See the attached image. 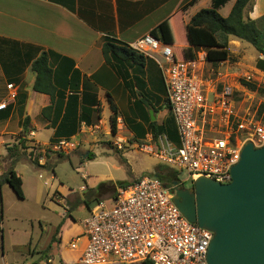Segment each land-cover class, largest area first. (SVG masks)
<instances>
[{
    "label": "crops",
    "instance_id": "0c3cea01",
    "mask_svg": "<svg viewBox=\"0 0 264 264\" xmlns=\"http://www.w3.org/2000/svg\"><path fill=\"white\" fill-rule=\"evenodd\" d=\"M212 1L0 0V105L6 104L0 110V176L12 168L21 179L23 191L24 178L15 170L16 165L28 162L45 170L44 164L56 162L55 154L47 158L45 151L53 152L49 148L63 140L81 146L113 133L122 144L145 140L155 149L157 138L167 131L171 119L158 66L149 59H143L141 67L127 61L118 67L107 65L102 45L114 40L128 46L165 21L176 19L180 39L170 47L182 51L188 47L185 25L199 10L210 8ZM234 1L229 0L218 13L227 17ZM243 16L249 20L263 18L264 0H253ZM231 40L236 39L229 37ZM42 53L47 54L52 72L53 101L33 90L35 75L30 66ZM8 85L16 94L13 101ZM47 107L51 110L42 115ZM25 118L29 119L27 149L19 151L11 167L7 148L18 146ZM77 253L80 255V249Z\"/></svg>",
    "mask_w": 264,
    "mask_h": 264
},
{
    "label": "built area",
    "instance_id": "2783aa9c",
    "mask_svg": "<svg viewBox=\"0 0 264 264\" xmlns=\"http://www.w3.org/2000/svg\"><path fill=\"white\" fill-rule=\"evenodd\" d=\"M127 47L158 66L179 138L177 148L158 137L154 150L142 146L141 151L185 171L191 183L203 177L228 184L244 145L264 146V109L259 116L239 113L232 89L217 90L218 74L206 66L203 51L194 61H176L172 48L150 34ZM7 88L13 101V86ZM114 144L119 148L122 141ZM68 145L59 141L52 150ZM172 197L158 179L144 176L98 202L80 235L67 244L70 252L81 251L76 264H207L212 233L186 220Z\"/></svg>",
    "mask_w": 264,
    "mask_h": 264
},
{
    "label": "rangeland",
    "instance_id": "374dc122",
    "mask_svg": "<svg viewBox=\"0 0 264 264\" xmlns=\"http://www.w3.org/2000/svg\"><path fill=\"white\" fill-rule=\"evenodd\" d=\"M228 50L230 61L216 67L209 65L213 73L218 74L217 90L223 87L232 89L236 110L257 115L261 105L264 109V71L257 68L258 61L264 57L242 41L231 40ZM177 58L183 59L180 52ZM161 81L164 86L162 77ZM244 82L255 85V89L249 90ZM165 105L168 107L166 101ZM170 118L167 131L160 137H165L177 148L176 124L172 114ZM111 134H102L92 144L80 146L68 142L69 145L60 150L49 148L53 152L45 151L44 155L49 158L55 154L56 162L51 160L44 164L42 168L45 170L28 162L16 165L15 170L24 178L22 200L2 182L8 171L5 169L0 176V264H76L78 251L70 252L67 244L80 235L89 210L98 202L108 201L116 195L118 182L132 183L155 173L158 167H165L177 174L178 183L186 187L192 185L185 171L169 167L149 152L140 151L142 146L154 150L151 143L145 140L125 142L118 148L114 144L118 136ZM111 139L113 141L108 144ZM38 175L42 178L39 179ZM107 181L113 184L105 185L98 193L101 184Z\"/></svg>",
    "mask_w": 264,
    "mask_h": 264
},
{
    "label": "water",
    "instance_id": "95a60500",
    "mask_svg": "<svg viewBox=\"0 0 264 264\" xmlns=\"http://www.w3.org/2000/svg\"><path fill=\"white\" fill-rule=\"evenodd\" d=\"M231 181L198 178L191 189L164 185L173 204L190 223L212 233L207 264H264V146L246 143Z\"/></svg>",
    "mask_w": 264,
    "mask_h": 264
},
{
    "label": "trees",
    "instance_id": "16d2710c",
    "mask_svg": "<svg viewBox=\"0 0 264 264\" xmlns=\"http://www.w3.org/2000/svg\"><path fill=\"white\" fill-rule=\"evenodd\" d=\"M228 1L229 0H213L210 8L201 9L190 18L185 25V40L188 47L182 51L174 50L172 48L174 59L176 61H194L195 52L198 50H202L205 53V61L207 64H210L211 67H216L220 63L230 61L231 55L228 50L229 37L248 43L258 54L264 57V17L259 20H249L244 18V11L252 6L253 0H235L228 16L222 17L218 13V10ZM185 8H187V6L183 7L182 11L185 10ZM178 28V21L172 19L160 24L156 29L151 31L150 35L165 45H177L180 39ZM179 52L182 54L183 59L177 58ZM102 56L104 62L113 67H118V64L124 61L131 62L138 67H141L144 59L142 56L128 49L127 46L114 40H108L102 45ZM257 68L264 71V59L258 61ZM30 70L35 75L33 90L37 93L48 95L53 101L55 89L52 85V72L48 65L47 54L42 53L36 60H34L30 66ZM244 85L249 90L255 89V85L253 84L244 82ZM262 109L263 105H261L257 116L261 114ZM49 110H51V107L43 109L41 114L46 115ZM28 123V118H25L21 123V132L18 136V146L16 145L7 148V159L10 160L11 167L17 162L19 151L27 149L25 146V133ZM114 125L115 118L112 117V132H114ZM153 136L154 138L157 136L155 130ZM156 170L155 173L148 176L155 177L163 186L166 184V181H178L177 174L170 169L158 167ZM160 172L165 173L164 177L159 175ZM2 182L6 183L11 188L17 198L21 200L23 199L24 195L21 179L12 168L6 172ZM107 184L109 183L101 184L98 193ZM129 184L131 183L119 182L118 190L125 188ZM92 196L93 194L90 195V197Z\"/></svg>",
    "mask_w": 264,
    "mask_h": 264
},
{
    "label": "flooded vegetation",
    "instance_id": "af4514ba",
    "mask_svg": "<svg viewBox=\"0 0 264 264\" xmlns=\"http://www.w3.org/2000/svg\"><path fill=\"white\" fill-rule=\"evenodd\" d=\"M164 174L165 173H163V172H160L159 173V175L161 176V177H164ZM166 184L165 185H167V184H172L173 182H168V181H166L165 182ZM192 188V185L190 186V187H186L183 183H179L178 185H177V187H176V190H185V189H191ZM170 194H174V187H172V189L170 190Z\"/></svg>",
    "mask_w": 264,
    "mask_h": 264
}]
</instances>
